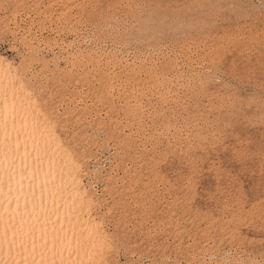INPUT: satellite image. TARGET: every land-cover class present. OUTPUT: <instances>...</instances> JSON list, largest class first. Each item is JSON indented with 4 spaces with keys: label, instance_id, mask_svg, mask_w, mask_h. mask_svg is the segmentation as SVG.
<instances>
[{
    "label": "rangeland",
    "instance_id": "374dc122",
    "mask_svg": "<svg viewBox=\"0 0 264 264\" xmlns=\"http://www.w3.org/2000/svg\"><path fill=\"white\" fill-rule=\"evenodd\" d=\"M0 60L102 193L99 264H264V0H0Z\"/></svg>",
    "mask_w": 264,
    "mask_h": 264
},
{
    "label": "bare ground",
    "instance_id": "6f19581e",
    "mask_svg": "<svg viewBox=\"0 0 264 264\" xmlns=\"http://www.w3.org/2000/svg\"><path fill=\"white\" fill-rule=\"evenodd\" d=\"M63 148L44 116L40 114L35 100L16 78L13 68L0 60V214H3L5 222L11 219L19 200V212L27 217L29 225L36 224L34 217H38L39 247L33 255L32 245L29 243L27 258L30 264L33 261L40 264L44 259L42 252L46 230L50 233L48 242L51 248L53 237L57 236V230L61 227L58 215H63V227L69 237L72 236L73 223L77 219L73 216L72 222H69L71 195L68 196L67 203L63 198L55 201L53 198L54 192L59 197L57 189L65 184L71 189L74 162ZM26 201H30L27 209L24 207ZM9 202L13 205L11 210L7 208ZM57 205L60 213L56 212ZM82 219L88 220L84 216ZM84 227L83 223H78L75 230L79 231ZM60 236H64V233H60ZM2 240L3 237L0 236V241ZM56 243V264H61V261L63 264H99L97 256L102 249L99 243L95 247L89 246L91 250H83L82 254H78L75 238L71 240V248L65 239L62 245L63 257L59 251V239ZM69 251L72 253L71 258L68 256ZM21 252L23 248L10 253L8 246L3 245L0 247V264H23L25 256ZM47 258L50 261L53 259L51 251Z\"/></svg>",
    "mask_w": 264,
    "mask_h": 264
},
{
    "label": "snow or ice",
    "instance_id": "6c2138e0",
    "mask_svg": "<svg viewBox=\"0 0 264 264\" xmlns=\"http://www.w3.org/2000/svg\"><path fill=\"white\" fill-rule=\"evenodd\" d=\"M5 99L7 98L5 97ZM5 108H7L6 104ZM73 159L75 163L72 166L71 189H69L68 185L65 184L63 187L57 189L59 192V197H57L55 192L53 193L54 201L58 198H63L66 203L68 196L71 195L72 206L68 210L69 222H72L71 218L73 216H76L77 218L76 222L73 223L72 236L69 237L63 227V215H58L57 219L61 221V227L57 230V236L53 237L51 248H49L48 242V236L50 233H48L47 230L45 231V240L43 244L44 251L42 252L44 259L40 261V264H56L55 254L57 251V239H59V243L61 245L59 249L61 257H63L64 254L62 245L65 239H67L68 246L71 248V240L72 238H75L76 251L78 254H82L83 250H91L89 246L95 247L97 243H99L102 248L110 245L111 243L107 236L101 235L102 225L96 224L97 217L92 216L93 209H95L97 212H103L104 207H106V202L99 199L102 193L99 191L94 180L85 183L87 180V172L83 162L75 156ZM0 183H2V175H0ZM28 203H30V201L25 202V209H27ZM7 208L9 210L13 208L11 202H9ZM77 208L79 211H77ZM56 212L60 213V208L58 205L56 207ZM109 212H111V209H109ZM85 214H87L89 217L87 221L82 219ZM34 219L37 221V223L29 225L27 217L23 214H20L19 200H17L16 212L13 214L11 219L5 222L3 214H0V236L3 237V240L0 241V247L7 245L10 253H15L18 249L23 248V252L20 253L21 255L25 256L23 264H30L27 258L29 243L32 245L33 255H35L39 247L40 237L38 235V217H34ZM78 223H83L85 227L79 231H76L75 229ZM60 233H64V236H60ZM49 251H51L53 255V259L51 261L47 258ZM71 255L72 253L69 251V258H71ZM32 264H36V262L33 261ZM61 264H63V261H61ZM227 264H231V262H227Z\"/></svg>",
    "mask_w": 264,
    "mask_h": 264
}]
</instances>
